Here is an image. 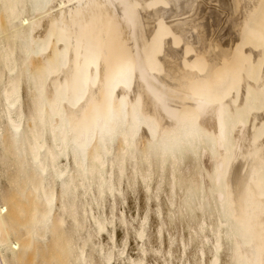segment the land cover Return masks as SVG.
<instances>
[{"label": "bare ground", "instance_id": "obj_1", "mask_svg": "<svg viewBox=\"0 0 264 264\" xmlns=\"http://www.w3.org/2000/svg\"><path fill=\"white\" fill-rule=\"evenodd\" d=\"M0 264H264V0H0Z\"/></svg>", "mask_w": 264, "mask_h": 264}, {"label": "rangeland", "instance_id": "obj_2", "mask_svg": "<svg viewBox=\"0 0 264 264\" xmlns=\"http://www.w3.org/2000/svg\"><path fill=\"white\" fill-rule=\"evenodd\" d=\"M135 188H137L136 190H133V192L132 191H129L128 189V193H124V197H123V199H118V198H116V204H115V206L114 207H116V205H117V203H118V205H117V207L115 208V211L117 210L118 212L119 211H122L123 213H124V217L128 220V221H130L131 222V224L132 225H135L134 223H136V222H134L135 220H138L139 218V216H141L142 215V213L146 210V208H147V206H148V208H147V211L149 212L147 215H148V221H146V232L148 231V234H147V236L149 237V238H151V239H149L148 238V240L149 241H155V239H156V232H155V227L158 225L157 223L159 222L158 221V219H157V217H156V215L154 214H152V211H153V209H154V203H153V201H150V200H152V199H150L149 201L148 200H146L145 199V196H144V193H142L143 192V190H142V188H140V185H136L135 186ZM140 190V191H139ZM137 191V192H136ZM125 192H127L126 190H125ZM130 192V193H129ZM134 192L136 193V194H134ZM134 195H133V194ZM127 194V195H126ZM125 198V199H124ZM137 198V199H136ZM162 198V199H161ZM127 199V200H126ZM136 199V200H135ZM123 200V201H122ZM163 200V201H162ZM125 201V202H124ZM146 202H148V205L147 204H145ZM159 202H162L163 203V205H162V203H160V207H161V210H162V213H161V216H162V218H163V216L165 217V205H164V198H163V195H160V200H159ZM120 203V204H119ZM150 203V204H149ZM122 204H124V205H122ZM145 206V207H144ZM137 207V208H136ZM152 207H153V209H152ZM105 209L107 210V206H106V204H105ZM126 209V210H125ZM136 209V210H135ZM148 209H150V211L148 210ZM137 211V212H136ZM127 212V213H126ZM137 213V214H136ZM131 217H130V216ZM138 216V217H137ZM136 217V219H134ZM132 218H133V221H132ZM138 218V219H137ZM163 219H165V218H163ZM155 220V221H154ZM116 225H115V239L116 240H119L120 241V239H122V237H123V231H122V229H120L121 227H119L120 225L119 224H117V222L115 223ZM171 226V227H170ZM170 226L168 225H166L165 226V228L167 229V230H164V226H162V228H163V231L161 232V237H162V239H163V241L165 242V240L167 239V237H168V234H173V235H175L174 233H176V235H179V234H182V236H185L186 235V231H183L185 228L183 227V226H178V224L177 223H174V224H170ZM168 227V228H167ZM176 229V232L173 230V229ZM180 228H181V231H180ZM170 229V230H169ZM171 229H172V232H171ZM186 230V229H185ZM173 231H174V233H173ZM164 232V233H163ZM166 232H167V234H166ZM170 232V233H169ZM182 232V233H181ZM149 234H151V236H149ZM155 236H154V235ZM122 235V236H121ZM128 237V239H127V242H128V247L129 248H133L134 247V243H135V241L133 240V236H132V233H130V231H129V233H128V235H127ZM154 238V239H153ZM133 250V249H132ZM132 250H130V253H134V251L132 252Z\"/></svg>", "mask_w": 264, "mask_h": 264}]
</instances>
